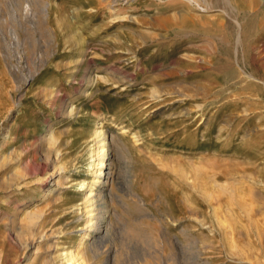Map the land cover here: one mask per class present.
Wrapping results in <instances>:
<instances>
[{"label":"rangeland","instance_id":"374dc122","mask_svg":"<svg viewBox=\"0 0 264 264\" xmlns=\"http://www.w3.org/2000/svg\"><path fill=\"white\" fill-rule=\"evenodd\" d=\"M0 264H264V0H0Z\"/></svg>","mask_w":264,"mask_h":264},{"label":"bare ground","instance_id":"6f19581e","mask_svg":"<svg viewBox=\"0 0 264 264\" xmlns=\"http://www.w3.org/2000/svg\"><path fill=\"white\" fill-rule=\"evenodd\" d=\"M43 11V10H42Z\"/></svg>","mask_w":264,"mask_h":264}]
</instances>
